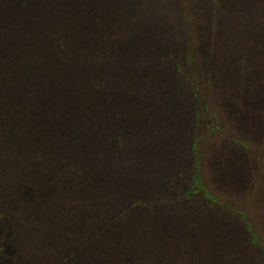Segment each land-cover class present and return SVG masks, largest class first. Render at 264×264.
<instances>
[{"label":"trees","instance_id":"trees-1","mask_svg":"<svg viewBox=\"0 0 264 264\" xmlns=\"http://www.w3.org/2000/svg\"><path fill=\"white\" fill-rule=\"evenodd\" d=\"M97 1L72 0L70 9H65L61 5H66L64 0H0V120L6 115V123H0V212L6 216H0L7 218L6 225L16 231L19 216L56 211L55 199H60L63 209L68 210L65 204L70 203L69 197L99 194L94 188L99 189L103 182L108 192L114 190L125 199L159 193L163 188L158 186L161 170L150 165L151 147L156 156L172 147L178 159L184 150L190 155L189 165L198 166L200 162L194 150L195 142H199H185L179 115H170L168 120L165 111L156 109V102L169 89L175 100L188 93L195 103L192 93L198 90L187 75L195 70L199 74V61L202 69L207 66L202 64L206 58L201 55L211 57L214 52L209 41L210 26H188L180 20L185 14L181 0H164V6L163 0H121L120 22L114 21L116 4L110 2L104 8ZM135 13L140 18L133 21ZM140 20L144 22L138 23ZM58 32L63 38L59 44ZM198 32L205 41L193 45ZM48 43L57 52L51 56L56 61L58 56L63 60L70 57V65L56 66L53 57L39 60V53ZM131 54L138 55L137 60L147 57L148 72L137 79L134 89L147 87L152 94L137 110L127 109V89L135 70L121 77L117 71L118 65L126 67L122 58ZM196 58L197 63L191 66L189 61ZM102 98L104 105L100 103ZM210 109L208 102L200 111L195 108L192 129L202 123L206 130H214L211 116L199 121ZM131 113H136V122H131ZM98 118L104 122V141L97 135V128L93 137L89 134ZM241 125H245L243 118L239 129ZM148 130L152 136L146 135ZM156 130L169 131L168 139L162 132L155 134ZM256 135L254 132L250 137ZM227 144L232 152L241 148L234 140ZM202 180L194 167L183 180L179 197L192 198V192L204 188ZM152 183L156 185L152 187ZM205 193L212 195L207 189ZM204 203L199 204L201 208L203 205V209L218 211ZM225 207L229 208L223 211L235 210L228 203ZM124 210L126 207L117 209ZM241 226L238 219L231 225L235 230ZM248 228L250 233L246 235L251 242L256 239L255 232Z\"/></svg>","mask_w":264,"mask_h":264},{"label":"rangeland","instance_id":"rangeland-1","mask_svg":"<svg viewBox=\"0 0 264 264\" xmlns=\"http://www.w3.org/2000/svg\"><path fill=\"white\" fill-rule=\"evenodd\" d=\"M64 1L63 8L70 9L72 0ZM97 2L104 8L110 2L116 4L118 11L114 21H121V0ZM181 2L185 14L180 20L186 25L210 26L209 41L214 52L211 57L201 55L206 58L202 64L207 66L202 69L200 60L199 74L195 70L187 75L199 91L192 93L195 103L188 93H182L180 100H175L167 89L165 96L157 100L156 109L165 111L168 120L170 115L172 118L179 115L183 140L189 144L199 142H195L194 150L200 162L194 167L203 177L204 188L192 192L193 199L179 197V190L185 185L183 180L194 169L193 164H188L190 155L184 150L178 159L177 152L169 147L156 156L151 147L150 165L161 170L158 186L163 188L150 197L144 194L132 195L135 200L125 199L114 194V190L108 192L103 182L99 189L94 188L99 194L88 192L69 197L70 203L65 204L68 210L63 209L60 199H55L56 211L37 216L16 214L19 216L17 231L6 225L8 219L2 217L6 213L1 211L0 264H264V0ZM161 4L165 5L164 0ZM134 17L132 20L136 21L138 13ZM141 22L144 21H138ZM197 37L193 45H197L198 40L203 44L205 37L200 32ZM130 38L133 39V34ZM62 39L58 32L57 44ZM64 41L69 38L64 37ZM43 49L39 60L53 57L51 54L55 51L49 43ZM135 56H124L126 67L118 65L117 69L119 77L135 70L131 77L133 83L127 89V109L132 110H137L141 102L152 95L144 85H140L144 87L141 91L134 89L137 79L148 72L147 57L137 60ZM54 63L70 65L71 58L63 60L58 56ZM193 63H197V58L189 61L191 66ZM130 64L134 68L131 69ZM207 102L211 109L204 112L199 121L211 116L214 130L213 127L206 130L202 123L201 127L192 129L195 108L200 111ZM100 103L105 104L103 98ZM101 114L100 109L98 115ZM135 117L136 113H131L130 118ZM242 118L245 125L239 129ZM5 121L6 115L0 123L4 125ZM103 123L98 118L97 126L89 130L91 137L97 128V135L104 141ZM149 132L146 135L152 136ZM161 132L167 140L169 131L156 130L155 134L161 135ZM254 132L258 135L250 137ZM233 140L241 148L232 152L227 142L232 144ZM189 182L190 186L192 180ZM156 183H152V187ZM206 189L212 195L208 196ZM201 202L211 204L218 211L203 209V205L201 208ZM227 203L235 210L223 211L229 208L225 207ZM121 207L126 210L117 211ZM237 219L242 228L235 230L231 225ZM248 225L256 237L251 242L246 235L250 233Z\"/></svg>","mask_w":264,"mask_h":264}]
</instances>
